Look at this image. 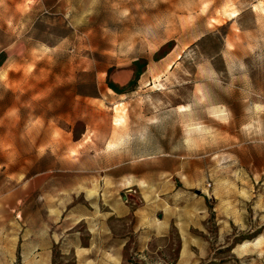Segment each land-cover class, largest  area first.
I'll return each instance as SVG.
<instances>
[{
  "label": "rangeland",
  "instance_id": "rangeland-1",
  "mask_svg": "<svg viewBox=\"0 0 264 264\" xmlns=\"http://www.w3.org/2000/svg\"><path fill=\"white\" fill-rule=\"evenodd\" d=\"M115 198L155 264H264V0H0V264H77Z\"/></svg>",
  "mask_w": 264,
  "mask_h": 264
},
{
  "label": "crops",
  "instance_id": "crops-1",
  "mask_svg": "<svg viewBox=\"0 0 264 264\" xmlns=\"http://www.w3.org/2000/svg\"><path fill=\"white\" fill-rule=\"evenodd\" d=\"M102 207V201H99ZM108 210H99L100 215L96 221L88 220V236L81 237L70 234V253L74 254L77 264H139L131 261L135 258L140 259L144 264H155L152 261V244L155 240V232L162 230L166 224H155L148 215L143 216L141 210H135L129 204H124L120 199L105 201ZM84 210L83 217L91 218L86 215ZM114 216L115 220L131 217L138 218L136 224L127 233H118L109 224ZM96 217V216H95ZM158 225V226H157ZM162 235V232L158 233ZM192 237L187 235L186 242L182 245V258L180 264H188L196 260L191 255L193 253ZM197 242H194L196 245ZM135 256V258H134ZM136 260V259H135ZM134 260V261H135ZM162 261H164L162 259ZM156 264H163V262ZM139 262V261H138Z\"/></svg>",
  "mask_w": 264,
  "mask_h": 264
}]
</instances>
